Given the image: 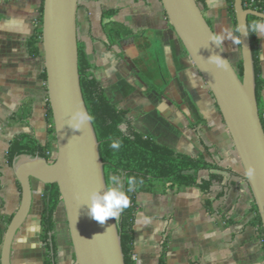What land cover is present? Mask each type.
I'll return each instance as SVG.
<instances>
[{"label":"crops","instance_id":"crops-1","mask_svg":"<svg viewBox=\"0 0 264 264\" xmlns=\"http://www.w3.org/2000/svg\"><path fill=\"white\" fill-rule=\"evenodd\" d=\"M41 1L0 0V250L5 218L16 212L21 197L7 161L10 143L20 135L41 144L49 140L43 50L40 45L33 53L28 46ZM197 2L214 33L234 32L225 0ZM108 10L114 14L104 17ZM76 27L93 75L126 112L127 124L180 154L203 159L211 169L198 176L212 173L218 179L208 193L190 186L137 193L135 264H157L162 256L165 264H264L243 168L215 100L160 0H78ZM255 35L264 112V38ZM223 49L232 63L241 58L231 40L225 39ZM31 185V208L13 238L10 264H43L41 184ZM141 217L152 223H138ZM57 245L56 264H73L70 245Z\"/></svg>","mask_w":264,"mask_h":264},{"label":"water","instance_id":"water-1","mask_svg":"<svg viewBox=\"0 0 264 264\" xmlns=\"http://www.w3.org/2000/svg\"><path fill=\"white\" fill-rule=\"evenodd\" d=\"M160 2L215 100L243 168L264 236V129L257 102L250 35L238 32L242 61V76L239 77L224 49L209 40L215 33L197 0ZM233 9L237 29L248 25L249 15L264 17V12L244 8L242 0H233ZM77 10L78 0H43L41 46L56 157L53 162L29 155H20L14 160L13 171L21 197L2 238L0 264H10L13 238L31 208L32 180L58 186L73 250V264H125L116 220L110 218L103 225L96 222L89 216L86 204L93 189L106 185L92 122L85 124L82 130H73L68 125L71 114L78 108L88 113L78 72ZM213 53L228 60L227 71L208 62ZM249 169H254L251 177Z\"/></svg>","mask_w":264,"mask_h":264},{"label":"trees","instance_id":"trees-1","mask_svg":"<svg viewBox=\"0 0 264 264\" xmlns=\"http://www.w3.org/2000/svg\"><path fill=\"white\" fill-rule=\"evenodd\" d=\"M226 1V11L233 23V31L238 36L237 25L233 9V0ZM246 9H253L264 12V0H242ZM43 1L39 6V15L33 34L28 40L30 51L38 53L41 45V24H42ZM114 10L104 12V17H110ZM253 20H260L259 17L249 15L247 24L250 26ZM251 48L254 59L256 75V93L259 108L260 120L264 129V112L258 96V89L262 83L260 78V68L258 63V40L255 33H250ZM78 46V72L82 96L88 111L92 117L91 122L99 142V153L103 162V170L106 185L110 182L111 175H118L124 181V190L127 191L129 185L127 178L135 177L137 184L133 192L128 195L131 198V207L124 211L118 220L117 228L121 240V247L125 264H135L133 254V225L137 209L136 196L139 191H150L160 189L163 192L177 190L182 186L198 188L202 193H208L218 182L216 175L208 173L205 176H198L200 171H210L211 165L201 158H191L180 154L173 149L157 143L154 139L143 136L126 122V112L117 107L104 94L95 76L92 73V65L77 37ZM240 46V44H239ZM238 76H242L241 58L232 63ZM46 78V73H45ZM46 120L50 123L48 129L49 140L45 144L39 143L34 137L20 135L16 137L7 150L6 156L9 164L20 155L39 156L53 162L56 157V143L54 128L52 123L51 110L47 102ZM114 140L121 142V147L116 150L111 147ZM52 147L55 151L52 152ZM40 183V182H39ZM41 184V183H40ZM20 188V185L18 183ZM42 211L40 214L39 239L43 244V264H56L58 255V245L54 234L57 218L56 212L62 208V200L56 184H41ZM254 224L263 238L264 236L261 221L257 213L255 203ZM64 214V213H63ZM13 215L5 218L6 226ZM66 224V219L65 222ZM68 231V229H67ZM69 245L72 249L71 243ZM73 251V250H72ZM157 264H165L162 256Z\"/></svg>","mask_w":264,"mask_h":264},{"label":"clouds","instance_id":"clouds-1","mask_svg":"<svg viewBox=\"0 0 264 264\" xmlns=\"http://www.w3.org/2000/svg\"><path fill=\"white\" fill-rule=\"evenodd\" d=\"M237 31L240 32V34L256 33L261 38H264V17H261L260 20H253L250 26L241 25ZM225 39L231 40L236 45L241 43L240 36L235 35V33L230 30L223 29V31L211 34L209 37V40L221 49H223ZM207 60L209 63L215 64L218 68L225 71L229 68L228 60L224 59L219 54L213 53ZM91 119L92 117L83 108H78L71 114L68 120V125L73 130H82V127L85 124L90 123ZM111 147L118 150L121 147V142L114 140ZM248 175L249 177L253 176L254 169H249ZM127 184L129 187L127 191H125L124 181L120 176L111 175L109 184L105 185L103 188L93 189L89 193L86 202L89 207V216L102 225L110 218L118 220L124 211L131 207V198L128 193L135 191L137 184L136 178H127ZM77 198H79V196H77ZM138 223L148 226L152 221L141 217V220L138 221ZM99 235L101 234H97L96 236ZM96 236L93 239H95Z\"/></svg>","mask_w":264,"mask_h":264},{"label":"rangeland","instance_id":"rangeland-1","mask_svg":"<svg viewBox=\"0 0 264 264\" xmlns=\"http://www.w3.org/2000/svg\"><path fill=\"white\" fill-rule=\"evenodd\" d=\"M236 63V62H235ZM63 210L61 208H59L56 212V218H57V224H56V240H57V243H60L61 244L63 242H67V247L69 248V242L70 240L68 239L69 238V235H68V231L66 229V224L64 223L65 222V215L63 214ZM58 222H61L62 224L58 223ZM65 228V230L61 231L62 228Z\"/></svg>","mask_w":264,"mask_h":264},{"label":"built area","instance_id":"built-area-1","mask_svg":"<svg viewBox=\"0 0 264 264\" xmlns=\"http://www.w3.org/2000/svg\"><path fill=\"white\" fill-rule=\"evenodd\" d=\"M132 258L134 259V255L132 254Z\"/></svg>","mask_w":264,"mask_h":264}]
</instances>
